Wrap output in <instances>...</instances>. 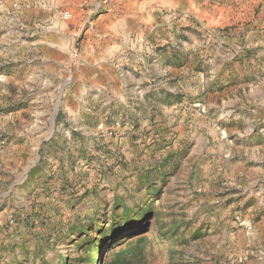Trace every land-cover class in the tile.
<instances>
[{
  "label": "rangeland",
  "instance_id": "374dc122",
  "mask_svg": "<svg viewBox=\"0 0 264 264\" xmlns=\"http://www.w3.org/2000/svg\"><path fill=\"white\" fill-rule=\"evenodd\" d=\"M142 3L0 0V264H264V0Z\"/></svg>",
  "mask_w": 264,
  "mask_h": 264
},
{
  "label": "crops",
  "instance_id": "0c3cea01",
  "mask_svg": "<svg viewBox=\"0 0 264 264\" xmlns=\"http://www.w3.org/2000/svg\"><path fill=\"white\" fill-rule=\"evenodd\" d=\"M119 3L122 6H126L127 4H133V7L136 9V11H140L141 9H144V4L142 3V0H118ZM111 13V12H108ZM142 17V18H141ZM90 18V15L88 16V21ZM104 18L107 19V22H103ZM140 18V19H138ZM76 17L74 18V21L76 22ZM85 21L84 24H82L79 29H80V33H83L85 30V26H86V22ZM145 21L144 16H138L137 19H134L132 21L133 26L135 24H139L141 22ZM92 24V23H91ZM94 26H98V29L100 28V30L104 31V33L106 34L102 39L101 42L104 43V47L102 49H97L95 52L91 51L90 49H86L85 53H79V56H91L92 60H94L93 64H91V67H98L100 68V64L101 61L103 59V57H107L110 56L111 54L116 53L118 50L117 48L119 47L118 43L123 44V42L126 41V39L128 38L129 35V30H130V25L129 24V20L126 19V17L124 16H115L113 18H110L109 16L107 17H99V19L95 22H93ZM92 24V28L93 27ZM92 38V36L90 37ZM42 42V41H41ZM45 45L47 46V49L53 50L54 53H56V55L59 57L58 59L61 61L60 55L64 56L65 52H63L61 50V46L60 44L57 42L56 39L54 38H50L48 39L47 42H45ZM124 45V44H123ZM37 56L39 58H42V56H40L39 54H37ZM51 56V54H50ZM46 59V57H44ZM53 63H55L56 65H58V62L60 61H56V60H52ZM44 62H51V60L46 59Z\"/></svg>",
  "mask_w": 264,
  "mask_h": 264
},
{
  "label": "trees",
  "instance_id": "16d2710c",
  "mask_svg": "<svg viewBox=\"0 0 264 264\" xmlns=\"http://www.w3.org/2000/svg\"><path fill=\"white\" fill-rule=\"evenodd\" d=\"M138 228L139 224L134 220V218L127 216L121 221H115L114 224L111 225L109 234L103 233L104 239L113 238L119 234H123L132 230L133 228Z\"/></svg>",
  "mask_w": 264,
  "mask_h": 264
}]
</instances>
